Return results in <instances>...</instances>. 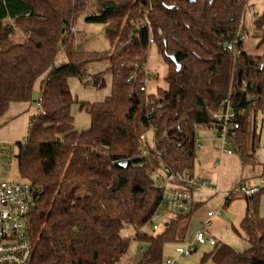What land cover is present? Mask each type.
Here are the masks:
<instances>
[{
	"label": "trees",
	"instance_id": "obj_1",
	"mask_svg": "<svg viewBox=\"0 0 264 264\" xmlns=\"http://www.w3.org/2000/svg\"><path fill=\"white\" fill-rule=\"evenodd\" d=\"M248 2L0 0V119L13 103L35 102V85L42 79L41 111L25 141L16 144L21 180L42 191L30 218V264H120L131 242L121 236L126 226L148 246L138 264H165V246L185 240L184 230L201 205L193 204L160 233H142L163 200L152 173L167 167L195 175L199 134L212 130L211 114L224 100L239 125L229 129V139L243 164H258L264 13H257L250 27L262 51L250 54L241 34ZM83 15L86 23L105 26L108 52L74 51L73 31ZM152 46L167 65L168 88L157 96L141 91ZM61 54L65 62L57 65ZM95 64L109 67L91 75ZM109 75L111 93L104 101L74 99L70 79L101 90ZM75 104L90 117L87 131L75 129ZM152 128L157 141L144 156L140 136ZM263 194L264 189L246 199L240 227L249 248L238 252L217 243L201 264H264Z\"/></svg>",
	"mask_w": 264,
	"mask_h": 264
},
{
	"label": "rangeland",
	"instance_id": "obj_2",
	"mask_svg": "<svg viewBox=\"0 0 264 264\" xmlns=\"http://www.w3.org/2000/svg\"><path fill=\"white\" fill-rule=\"evenodd\" d=\"M249 7L251 10L253 8L256 9L258 16H261L264 13V0H249ZM91 8V7H90ZM88 13L91 12L88 8ZM257 16H253V18L247 15L246 17V30L242 29L241 34L244 36V49L246 52L250 54H260L262 49L259 48L258 44L260 39L253 37V31L250 28V23L255 20ZM85 16L79 18L77 23V28L79 29V39H82V45L84 49L89 52H97L104 53L110 50V44L105 34V26L103 24L97 23H85L82 22L80 26H78L79 22L83 21ZM65 62V56L62 54L59 56L57 65H61ZM99 67V66H98ZM94 69V66L90 68V73ZM100 71H105L103 67L98 68ZM147 69L151 72L152 76L148 79L147 84V94L148 95H158L160 89H167V65L164 62L163 57L160 55L158 49L155 46H152L149 51V59L147 64ZM72 91L74 99H80L84 97V94L92 95L91 99H104V96L108 94L110 91V80L106 79V88L97 90L92 87H85L81 84V82L72 78ZM40 96L38 95V91L35 92V102L32 103V108L35 112V116L38 114V105L37 102ZM75 118L77 120L78 125H83L87 123L89 120L88 115L84 111H76V104L74 105ZM34 118V117H33ZM32 118V119H33ZM31 119V120H32ZM259 125L262 126V138L259 147L256 150V157L258 161L264 163V115L259 116ZM31 123V122H30ZM22 137V139H26V135ZM151 135L148 136V143L150 149H154L153 143L151 141ZM202 148L198 149L197 159L195 161V173L201 172L202 169L214 170L217 167L219 162V145L220 141L218 140V135L213 136L212 131H202L199 134ZM11 156L8 157L5 161L8 163L12 162V167L8 168V172H4L1 174L0 179L12 182L22 181L19 175L18 164L16 161V156L18 155L19 148L16 144L9 147ZM216 150L214 156H212V150ZM229 151H232V146H230ZM208 150V154L206 151ZM229 153V152H228ZM8 174V175H7ZM258 178H254L251 181H245L244 185H240L238 187H247L248 189H252L254 186H260L261 181L264 182V178L257 181ZM255 188V187H254ZM234 190V189H233ZM232 191V190H231ZM214 197L210 200V202L201 205V207L194 213L189 225L188 229L184 230L185 240L179 244H168L164 249V260L168 259L174 260L177 264H201L203 257L207 254H210L214 247L210 245L199 246L196 245L197 250L191 253L188 257H180L176 254L175 250L178 246L183 248H189L190 244L193 240L194 234L197 230H199L203 223L207 222L209 219L207 215L209 212L216 213L220 211L218 215L214 217L212 220V226L208 229V236L214 235L220 242L224 244H228L233 247L238 252H244L249 248V243L244 239V232L242 231L240 225L244 218L246 217L247 210V198L242 195H234L229 203L226 205V200L224 196L222 199L218 200ZM162 214V218L156 223L159 226V230L154 232L151 226H146L142 229V233L154 235L160 233L165 228V221H170L173 217L167 212L165 208L160 210ZM259 214L261 217H264V194L261 196L260 206H259ZM185 228V225L182 226V229ZM220 232H225V236H220ZM219 233V234H218ZM136 232L133 227L126 226L121 231V236L129 239L130 248L128 254L122 259L120 264H138L139 259L142 256V250H147V244L142 241L135 240Z\"/></svg>",
	"mask_w": 264,
	"mask_h": 264
},
{
	"label": "built area",
	"instance_id": "obj_3",
	"mask_svg": "<svg viewBox=\"0 0 264 264\" xmlns=\"http://www.w3.org/2000/svg\"><path fill=\"white\" fill-rule=\"evenodd\" d=\"M247 15L251 18L257 15L256 9L248 10ZM246 15V17H247ZM246 17L243 20V26L246 25ZM253 22V21H252ZM252 22L250 27H252ZM150 28V27H149ZM75 52H84L82 39H79L80 33L77 29L74 31ZM244 38H242L243 40ZM150 44L154 45L151 39ZM144 78L141 80V91L147 93L148 79L152 76L151 72L145 67ZM134 77H131L130 82ZM37 105L39 112L41 111L42 98L40 97ZM222 109L219 112H212L211 120L213 122L212 132L218 135L221 142L222 152H230L229 147L235 145L229 139V129L237 130L239 125L234 123L235 113L230 101L224 100ZM244 112V111H243ZM220 128H222L220 130ZM151 135V141L155 148L156 129L152 128L149 132L140 136V142L143 148V155L147 156L150 151L148 136ZM25 141V140H24ZM13 145L0 144V176L4 172H8V168L12 167V162L5 161L11 156L10 148ZM198 148H202L200 138L197 140ZM16 161L17 160V157ZM152 179L163 193V200L157 212L151 218L148 226H151L154 232L159 230L156 224L161 218L160 210L165 208L173 217L188 214L194 204V195L196 192H208L213 196L217 195L218 189L215 185L204 180L188 171L175 172L170 168H162L152 173ZM264 182L261 181L263 186ZM264 187H255L248 189L247 187H236L234 190L224 194V199L232 198L234 195H242L250 198L259 193ZM42 191L33 183L28 181L12 182L0 179V264H30L34 255V245L30 239V218L31 213L36 209ZM220 211L208 213V221L203 223L199 231L195 234L189 248L177 247L175 252L180 257H188L196 250V245H217V240L208 236V228L212 223V218L218 215ZM166 223L168 221H165ZM143 253V250L142 252ZM142 257V256H141ZM141 259V258H140ZM139 259V260H140ZM165 264H177L174 260L168 259Z\"/></svg>",
	"mask_w": 264,
	"mask_h": 264
},
{
	"label": "crops",
	"instance_id": "obj_4",
	"mask_svg": "<svg viewBox=\"0 0 264 264\" xmlns=\"http://www.w3.org/2000/svg\"><path fill=\"white\" fill-rule=\"evenodd\" d=\"M85 19L86 17L84 18L83 21L79 22L78 26H80L82 22L86 23ZM78 28L76 29L79 31ZM93 66H94V69L91 70L93 71L90 73L91 75H95V74L103 72V71H100V69H98L100 67H103V69H107L109 67L108 65H104V64H95ZM106 79L107 80L109 79L110 82H112L110 75L107 76ZM41 81L42 79H39L35 85V92L38 91V95L40 92ZM69 85L71 88V92L73 94L71 80H69ZM110 93H111V87H110V91L108 92V94L104 96V99H91L92 95L84 94L83 95L84 97H81L80 99H77V100L79 102H88V103L102 102L110 95ZM37 111L39 112V109ZM76 111H84V110L81 109L79 104H76ZM34 114L35 112L32 108V103H13L11 104L7 113L0 119V144L14 145V144L24 141L25 139L23 140L22 137L25 136L24 134H28L30 122H31V119L35 116ZM72 115L75 119V129L77 132H83V131H87L90 129L91 120L88 114L87 115L89 117V120L87 123H84L83 125H78L77 123V120L75 118L74 105L72 107ZM212 134L213 136H216V134H214L213 132ZM231 146H232V149H231L232 151H230L229 153L228 152L225 153V152H222L221 150V144L219 145V154H218L219 162L217 164V167L214 170H209L207 168L206 169L204 168L201 170V172L194 173L196 176L209 181L210 183L215 185L218 189V193L215 196H213L212 194L208 192H196L194 195V204L204 205L210 202V200L213 199L214 197H216L215 200L216 199L220 200L222 199L225 193L230 192L231 190L235 189L236 187L240 185H244L245 181H251L254 178H258L257 181L259 182L260 179L264 178V163L263 162L258 161V164L253 165V166L245 165L243 164L239 154L236 152L235 145H231ZM215 152H216L215 149L212 150V156H214ZM208 153L209 152L207 150L206 154ZM254 187H257V186H254ZM207 218H208V215H207ZM211 226H212V223H211ZM198 231L199 230H197L195 234ZM219 235L225 236L227 234H225V232H220ZM211 237L216 239L218 243H222L214 235H211ZM208 264H213V263H208Z\"/></svg>",
	"mask_w": 264,
	"mask_h": 264
},
{
	"label": "water",
	"instance_id": "obj_5",
	"mask_svg": "<svg viewBox=\"0 0 264 264\" xmlns=\"http://www.w3.org/2000/svg\"><path fill=\"white\" fill-rule=\"evenodd\" d=\"M173 60H175L174 58H172ZM180 68H181V65H178V71L180 70ZM222 128H220V130H221ZM121 166H123V167H127V162H122L121 163Z\"/></svg>",
	"mask_w": 264,
	"mask_h": 264
}]
</instances>
